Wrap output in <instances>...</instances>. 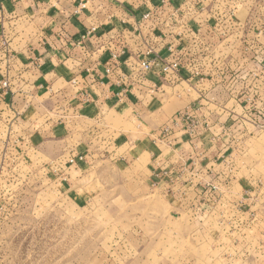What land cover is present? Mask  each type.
<instances>
[{
	"label": "crops",
	"instance_id": "0c3cea01",
	"mask_svg": "<svg viewBox=\"0 0 264 264\" xmlns=\"http://www.w3.org/2000/svg\"><path fill=\"white\" fill-rule=\"evenodd\" d=\"M262 1L0 0V80L7 82L0 87L2 100L20 115L42 99L55 100L52 108L70 112L72 123L50 122L51 133L76 131L85 139L75 145L87 148L109 131V115L117 116V135L106 133L97 142L133 144L134 158L147 159L143 182L172 187L182 164L195 161L205 171L217 163L225 130H248L241 117L255 115L263 104L264 29L248 27L251 10L261 25ZM151 7L155 16L140 22ZM155 58L178 59L182 69L167 80L153 72L130 74V63ZM185 108L195 124L192 133L176 120ZM123 125L130 127L124 131Z\"/></svg>",
	"mask_w": 264,
	"mask_h": 264
},
{
	"label": "rangeland",
	"instance_id": "374dc122",
	"mask_svg": "<svg viewBox=\"0 0 264 264\" xmlns=\"http://www.w3.org/2000/svg\"><path fill=\"white\" fill-rule=\"evenodd\" d=\"M251 11L248 27L263 31ZM53 101L20 115L0 94V264H264V101L241 117L248 130H225L217 163L182 164L165 189L143 182L147 159L133 144L111 143L117 116L110 143L101 133L77 146L76 131L51 133L50 122L72 123Z\"/></svg>",
	"mask_w": 264,
	"mask_h": 264
},
{
	"label": "built area",
	"instance_id": "2783aa9c",
	"mask_svg": "<svg viewBox=\"0 0 264 264\" xmlns=\"http://www.w3.org/2000/svg\"><path fill=\"white\" fill-rule=\"evenodd\" d=\"M83 8H84V4H81L78 6V9H76V11L78 12ZM155 13H156V8L151 7L147 9L146 11L142 12V14L140 15L139 21L147 22L155 16ZM94 31H95V27H92L89 33L94 32ZM110 60L116 66L118 65V54L116 51H112L110 53ZM129 67H130L131 75L139 76V75H142V73L153 72L156 75H158V77H161L165 80L172 79L173 77L177 76L179 71L182 69V65L179 63V60L175 58L169 61H164L160 58H155L153 60H139L138 59L130 63ZM110 71H111V68L107 67L106 72L109 73ZM0 83L2 84L3 88H6L7 82L5 80L1 81ZM176 120L185 121L190 127L189 133H192L193 126L195 124H194V121L192 119V115L190 114L189 109L185 108L179 111L176 115ZM77 158L78 160L82 159L81 156ZM69 161L76 162L75 157L70 159Z\"/></svg>",
	"mask_w": 264,
	"mask_h": 264
}]
</instances>
